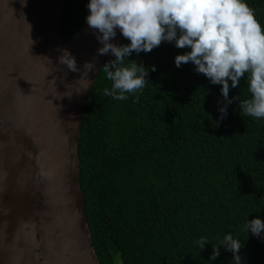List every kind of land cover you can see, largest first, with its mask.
Wrapping results in <instances>:
<instances>
[{"label":"trees","instance_id":"obj_1","mask_svg":"<svg viewBox=\"0 0 264 264\" xmlns=\"http://www.w3.org/2000/svg\"><path fill=\"white\" fill-rule=\"evenodd\" d=\"M246 2L264 25V0ZM88 3L63 1V39L86 21ZM129 43L122 37L119 46ZM189 51L165 41L132 53L128 59L149 75L124 101L105 94L112 82L102 67L111 55L84 100L78 186L99 264H234L222 245L210 260L227 234L243 245L241 264H264V232L244 228L264 221V119L239 107L250 98L246 77L236 88L229 81L227 104L222 86L191 62L177 68L175 57ZM201 237L208 241L202 250Z\"/></svg>","mask_w":264,"mask_h":264},{"label":"water","instance_id":"obj_2","mask_svg":"<svg viewBox=\"0 0 264 264\" xmlns=\"http://www.w3.org/2000/svg\"><path fill=\"white\" fill-rule=\"evenodd\" d=\"M63 1L0 0V264H99L77 139L84 100L111 53L97 55L99 33L86 21L62 38ZM122 37L117 29L111 42ZM57 49L80 71L59 64ZM86 62L95 64L88 74Z\"/></svg>","mask_w":264,"mask_h":264},{"label":"clouds","instance_id":"obj_3","mask_svg":"<svg viewBox=\"0 0 264 264\" xmlns=\"http://www.w3.org/2000/svg\"><path fill=\"white\" fill-rule=\"evenodd\" d=\"M26 2L23 0L22 6ZM87 8L86 23L99 33L96 39L102 45L97 55L111 53L115 58L102 67L107 80L112 82L111 90L105 89L106 95L124 101L126 94L135 95L143 90L149 69L128 57L132 53L151 52L165 41L175 42L179 49H190L175 57L176 67L191 62L213 85L222 86L227 104L232 103L228 99L229 81L236 88L246 77L250 98L240 102L239 107L245 115L264 119V25L246 0H89ZM117 29L129 44L118 46L111 42ZM57 51L61 53L59 64L69 71H80L69 50ZM94 67L93 62H86L85 74ZM155 70L152 66L151 71ZM227 104L219 109L221 119L226 115ZM244 228L259 237L264 232V221L248 220ZM206 244L207 239L201 237L199 249ZM220 245L233 253L234 264H241L243 245L231 234L212 246L210 260L219 256Z\"/></svg>","mask_w":264,"mask_h":264}]
</instances>
